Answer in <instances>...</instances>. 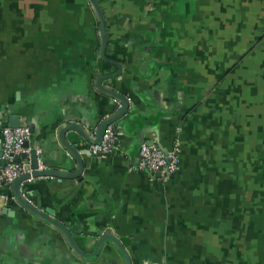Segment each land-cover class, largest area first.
<instances>
[{"label":"crops","instance_id":"obj_1","mask_svg":"<svg viewBox=\"0 0 264 264\" xmlns=\"http://www.w3.org/2000/svg\"><path fill=\"white\" fill-rule=\"evenodd\" d=\"M8 112L57 176L21 197L57 226L0 185V264H127L113 239L131 264H264V0H0ZM142 141L178 147L171 178L134 168Z\"/></svg>","mask_w":264,"mask_h":264},{"label":"built area","instance_id":"obj_2","mask_svg":"<svg viewBox=\"0 0 264 264\" xmlns=\"http://www.w3.org/2000/svg\"><path fill=\"white\" fill-rule=\"evenodd\" d=\"M127 102L130 99L127 98ZM32 133L28 127L19 126L16 128L5 127L0 132L1 156L3 166L0 167V185H10L20 176L31 173L29 162L22 159V155H29L30 149L25 144L30 141ZM118 137L112 125H108L103 131L101 140L90 146V152L95 157L111 154L117 150ZM179 164V149L175 145L170 152H162L154 146L141 144L138 150L134 168L146 171L151 175H157L161 180L171 178ZM40 170V165H39ZM27 179L25 182L31 181ZM0 200L7 203L10 197L0 195ZM27 203H30L27 200Z\"/></svg>","mask_w":264,"mask_h":264},{"label":"water","instance_id":"obj_3","mask_svg":"<svg viewBox=\"0 0 264 264\" xmlns=\"http://www.w3.org/2000/svg\"><path fill=\"white\" fill-rule=\"evenodd\" d=\"M103 31V28H102ZM104 45H106V41L104 43ZM115 64V63H114ZM115 66H117V68H119L118 65L115 64ZM112 103L114 106V109L116 110L117 115L124 117L126 115L129 114V111L131 109V104L127 102V98L123 95H120L119 93H116L115 91H112ZM7 120L4 122H0V132L3 128L5 127H10V128H16L19 126H23V127H28L31 131V133L33 132L32 127L27 125H22L19 121V118L15 115L10 114L9 112L7 113ZM114 118H110L109 120H106L104 122V124L102 125V127L99 130V138L98 140L93 143V144H97L100 142L103 131L105 130V128L108 125H111L112 123H114ZM92 144V145H93ZM141 144H146L149 146H154L155 148H157L158 146L153 142V141H142ZM26 148L30 147V143L27 142L25 144ZM159 149V148H157ZM160 151H162L161 149H159ZM163 152V151H162ZM0 156H1V143H0ZM22 159H26L27 155H22L21 156ZM39 156L37 155V150L33 147H31L30 152H29V160H30V166H31V173H27L24 174L22 176H20L18 179H16L13 183H11L10 185H4L6 187L11 186L12 184L16 187L14 194L18 197L19 202L22 204V206L30 213H33L34 215L38 216L39 218L42 219H46L48 222H51L53 225L57 226V223L51 219H48L42 212H39L38 210L34 209L33 206L30 203H26L22 197L21 194L19 192V184L23 181H26L27 179H37L39 177H52V176H56L50 172H46V171H42L39 170ZM3 166V162L0 160V167ZM57 177V176H56ZM59 177V176H58ZM47 216H51L53 217V213L50 211H46ZM118 247L119 250L121 251V253L125 256V260L127 261V264H131V260L129 258H127V254L125 249L122 248L119 240H112Z\"/></svg>","mask_w":264,"mask_h":264},{"label":"rangeland","instance_id":"obj_4","mask_svg":"<svg viewBox=\"0 0 264 264\" xmlns=\"http://www.w3.org/2000/svg\"><path fill=\"white\" fill-rule=\"evenodd\" d=\"M243 162H244V161H242V160L240 161V163H243ZM246 172H247V171H246ZM260 174H263V173H260ZM242 175H244V172H241V176H242ZM252 190L254 191L255 189L252 188ZM257 190H260V189L257 188ZM244 192H245V194L248 195L247 198H250V197H249V195H250V193H251L250 189H246V190L244 189ZM256 204H262V203H256ZM245 205H246V204H243L242 209H244Z\"/></svg>","mask_w":264,"mask_h":264}]
</instances>
